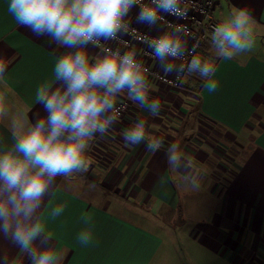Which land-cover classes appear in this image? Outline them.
<instances>
[{
    "label": "crops",
    "instance_id": "0c3cea01",
    "mask_svg": "<svg viewBox=\"0 0 264 264\" xmlns=\"http://www.w3.org/2000/svg\"><path fill=\"white\" fill-rule=\"evenodd\" d=\"M216 1L219 24L239 10L251 14L257 53L223 60L217 50L204 46L217 57L211 78L219 86L211 93L208 78L196 82L187 76L191 61L186 65L170 56L153 61L161 73L179 74L180 86L142 73L146 104L132 99L127 89L118 94L114 106L128 100V108L120 117L113 108L104 113L115 119L106 134H94L89 170L53 178L31 217L30 223L44 226L31 245L37 253L56 251V264H264V0ZM9 2L0 0V59L7 64L0 76L6 106L0 118V154L13 150L16 137L48 115L36 92L54 81L59 55L84 50L93 62L106 56L91 43L62 47L48 33L21 27L8 12ZM141 9L134 4L126 20L153 35L170 34L187 47L188 38L169 31L159 19L141 21ZM142 48L135 45V57L142 58ZM198 83L203 85L199 92ZM177 94H195L184 113ZM156 100L160 107L153 114L149 105ZM141 122L145 139L139 145L126 142L124 131ZM202 123L210 132L242 139L236 158L230 161L229 154L224 158L215 151L199 154ZM150 141L159 144L155 151ZM173 151L180 156L178 162L169 160ZM95 172L109 182H99L91 176ZM63 179L69 184L61 185ZM61 205H66L63 212L53 217ZM127 212L145 220L136 221ZM147 223L158 226L157 234ZM85 229L94 234L89 246L77 241ZM0 264H32L29 252L2 228Z\"/></svg>",
    "mask_w": 264,
    "mask_h": 264
},
{
    "label": "clouds",
    "instance_id": "9594fccd",
    "mask_svg": "<svg viewBox=\"0 0 264 264\" xmlns=\"http://www.w3.org/2000/svg\"><path fill=\"white\" fill-rule=\"evenodd\" d=\"M180 0H151L145 2L139 13L141 21L155 23L160 10L172 15L184 16L186 10L177 7ZM138 0H10L8 12L21 27L34 33H48L62 47H79L96 44L101 39H115L125 28L124 17ZM217 55L230 60L240 53L249 52L255 46L254 20L245 10L234 12L230 18L218 24L211 37ZM157 57H177L180 41L165 34L152 41ZM93 62L84 50L59 55L54 67V81L42 84L36 92V100L43 103L48 115L37 121L28 131L16 137L14 149L0 154V228L11 233L12 239L29 252L32 264H56L59 254L54 250L37 253L32 249L33 240L44 231L40 222L30 223L31 217L42 203L53 178L87 172L90 167V142L94 134H106L115 117H105L116 98L125 89L131 98L141 105L147 103V89L141 66L133 52L124 56L111 53ZM11 61H8L10 63ZM189 71L198 70L208 78V92L219 86L211 77L215 66L193 56ZM7 64L0 59V76ZM63 81L57 87L56 82ZM66 86V87H65ZM153 114L160 107L158 100L149 105ZM6 114L4 94L0 93V118ZM146 137L144 123L126 129L123 139L139 145ZM155 151L159 144L150 141ZM173 149L177 145L173 144ZM21 153L23 158L14 153ZM180 156L173 151L170 162H178ZM66 205L53 210V217L61 214ZM77 241L83 246L94 243L92 230L78 233Z\"/></svg>",
    "mask_w": 264,
    "mask_h": 264
},
{
    "label": "built area",
    "instance_id": "2783aa9c",
    "mask_svg": "<svg viewBox=\"0 0 264 264\" xmlns=\"http://www.w3.org/2000/svg\"><path fill=\"white\" fill-rule=\"evenodd\" d=\"M145 2L155 7V5H151V0H138L135 5L142 8ZM216 3V0H180L177 7L186 10L184 16L172 15L164 10L159 11L158 19L169 31H177L182 37L188 38L187 47H180L178 56L172 58L187 65L203 46L218 51L211 39L215 27L219 24L215 15ZM123 22L126 27L116 34L115 39H101L98 43L91 45H94L98 51L106 55H109L107 50L110 49L111 53L118 52L120 56H124L128 52H134L135 45H140L143 47L142 58L135 57V59L141 66L142 73L150 75L163 84L179 87L181 82L179 74L173 76L164 74L151 65L153 61L158 59L154 53L152 41L159 39L161 36L147 33L137 25L129 23L125 17ZM128 104V100L116 104L113 107V114L118 117L122 116L127 110Z\"/></svg>",
    "mask_w": 264,
    "mask_h": 264
},
{
    "label": "rangeland",
    "instance_id": "374dc122",
    "mask_svg": "<svg viewBox=\"0 0 264 264\" xmlns=\"http://www.w3.org/2000/svg\"><path fill=\"white\" fill-rule=\"evenodd\" d=\"M217 11V10H216ZM215 15L216 17H219V14L217 12H215ZM218 15V16H217ZM232 14L229 15V18ZM218 20V19H217ZM219 22V21H218ZM258 44H257V41L255 42V46L253 47V49L251 50V52H255L257 53V47ZM199 58H200V55L198 53L197 55ZM203 62H207V63H210L213 65V61L209 58H205L204 60H202ZM188 74L187 76H189L190 78H193L194 81L196 82H200V81H203L204 80V77L201 76L200 72L198 70H194V71H187ZM181 84V82H180ZM178 95V94H177ZM195 95V94H194ZM193 94H187V98H186V95L184 94H179V99H180V103L178 105V109L181 113H184V111L187 109V106L188 104H186L187 100L189 97L193 96L195 97ZM182 99L186 100V101H183ZM194 100V98L192 99ZM192 112H194L193 114L196 113L195 109L192 110ZM176 122H178V120H176ZM201 135L198 136V138H200L199 142H200V145L202 147V149L199 151V154L200 155H206V156H209L213 151L217 152L219 156L221 157H224L226 158V156L228 155V157H230V161H232L233 158H236V154L237 151L241 150V147H240V143L242 142V139L241 138H232L230 139L229 136H221L222 134H225V133H220V134H217L215 132H210L206 129L205 125L202 123L201 124ZM238 139V141H237ZM234 141V143H233ZM233 143V145H232ZM92 177H94L95 179L99 180V182L101 183H105V182H109V181H104L102 179H98V176H97V173H92L91 174ZM61 185H67L69 184V182L65 179H63L61 182ZM126 212L125 209H123V214ZM126 215H130L134 220L136 221H144L145 218H138V217H135L131 214H129L128 212L126 213ZM147 225L149 227H151L152 229L155 230V233L158 231V226L155 227L154 225L150 224V223H147ZM157 234V233H156ZM167 235L164 233L163 234V237L164 238H167L166 237Z\"/></svg>",
    "mask_w": 264,
    "mask_h": 264
},
{
    "label": "trees",
    "instance_id": "16d2710c",
    "mask_svg": "<svg viewBox=\"0 0 264 264\" xmlns=\"http://www.w3.org/2000/svg\"><path fill=\"white\" fill-rule=\"evenodd\" d=\"M201 49H205V50H203V52H199V55H200V59H201V60H204L205 58H209V59H211V60L213 61V63L216 62L217 57H215L213 53L210 54V53L207 51L208 48H206V47L203 46V47H201ZM200 51H201V50H200ZM198 84H199V83H198ZM202 86H203L202 83H200V84L198 85V88H196L197 92L200 91V89H201ZM192 90H193V89H192ZM122 116H123V115H122Z\"/></svg>",
    "mask_w": 264,
    "mask_h": 264
},
{
    "label": "bare ground",
    "instance_id": "6f19581e",
    "mask_svg": "<svg viewBox=\"0 0 264 264\" xmlns=\"http://www.w3.org/2000/svg\"><path fill=\"white\" fill-rule=\"evenodd\" d=\"M199 50H200V49H199ZM198 53H199V51H198ZM198 53H197V55H198ZM197 55H196V56H197Z\"/></svg>",
    "mask_w": 264,
    "mask_h": 264
}]
</instances>
